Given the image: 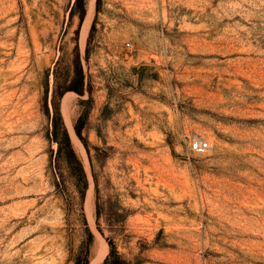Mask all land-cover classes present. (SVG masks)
<instances>
[{"label": "rangeland", "instance_id": "obj_1", "mask_svg": "<svg viewBox=\"0 0 264 264\" xmlns=\"http://www.w3.org/2000/svg\"><path fill=\"white\" fill-rule=\"evenodd\" d=\"M108 240L264 264V0H0V264Z\"/></svg>", "mask_w": 264, "mask_h": 264}, {"label": "trees", "instance_id": "obj_2", "mask_svg": "<svg viewBox=\"0 0 264 264\" xmlns=\"http://www.w3.org/2000/svg\"><path fill=\"white\" fill-rule=\"evenodd\" d=\"M81 78H82V70L79 69V71H77V74L73 82L74 83L78 82L81 86H83V81L81 80ZM82 89L78 87H73V86L67 87V91L75 90V91L81 92L83 91ZM78 136L82 139L81 133L79 131H78ZM79 168H80L81 173L78 174V176H79V179L82 180L83 178H85V174L83 173L81 166H79ZM97 216L100 217V208L98 204H97ZM108 242L110 246V252L108 256L106 257V259L104 260V264H131L126 258H124L122 254H120V252L117 250L115 243L112 240H108ZM88 251L89 250H87L86 252L88 253ZM75 264H88V257L84 255V259H83L82 254L79 255L77 259L75 260Z\"/></svg>", "mask_w": 264, "mask_h": 264}, {"label": "built area", "instance_id": "obj_3", "mask_svg": "<svg viewBox=\"0 0 264 264\" xmlns=\"http://www.w3.org/2000/svg\"><path fill=\"white\" fill-rule=\"evenodd\" d=\"M193 151L197 154H203L210 149V143L203 139L195 140L193 142Z\"/></svg>", "mask_w": 264, "mask_h": 264}, {"label": "bare ground", "instance_id": "obj_4", "mask_svg": "<svg viewBox=\"0 0 264 264\" xmlns=\"http://www.w3.org/2000/svg\"><path fill=\"white\" fill-rule=\"evenodd\" d=\"M93 3H94V1H93ZM93 3L91 2L92 6H93Z\"/></svg>", "mask_w": 264, "mask_h": 264}]
</instances>
